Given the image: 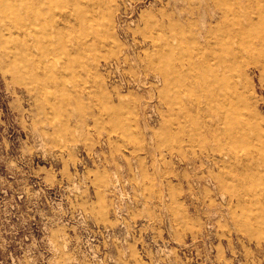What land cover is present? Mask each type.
I'll return each mask as SVG.
<instances>
[{
	"label": "rangeland",
	"instance_id": "obj_1",
	"mask_svg": "<svg viewBox=\"0 0 264 264\" xmlns=\"http://www.w3.org/2000/svg\"><path fill=\"white\" fill-rule=\"evenodd\" d=\"M0 264H264V0H0Z\"/></svg>",
	"mask_w": 264,
	"mask_h": 264
},
{
	"label": "bare ground",
	"instance_id": "obj_2",
	"mask_svg": "<svg viewBox=\"0 0 264 264\" xmlns=\"http://www.w3.org/2000/svg\"><path fill=\"white\" fill-rule=\"evenodd\" d=\"M20 5H21V4H20ZM35 6H36V5H35ZM23 11H24V9H23ZM29 19H30V18H29ZM25 22H26V21H25ZM25 24H26V23H25ZM27 30H28V29H27ZM21 31H22V30H21ZM20 37H21V36H20ZM27 41H28V40H27ZM25 42H26V41H25ZM18 45H19V44H18ZM21 45H22V44H21ZM19 47H20V46H19ZM221 87H224L223 84H222L221 86H219V88H221ZM222 91H223V90H222ZM225 93H226V92H225ZM225 97H226V96H225ZM223 101H224V100H223ZM220 104H221V106H222L223 108L227 105V104L225 105V102L223 103L224 105H223L222 103H220ZM222 107H221V109H222ZM226 107H227V106H226ZM219 109H220V108H219ZM226 110H227V111H228V110L231 111V110H232V107H231V106H228V107L226 108ZM226 110H225V112H226ZM221 111H222V110H221ZM223 111H224V110H223ZM221 117H222V116H221ZM225 127H226V126H225ZM230 127H231V126H230ZM232 127H233V126H232ZM232 127H231V128H232ZM231 128H230V129H231ZM222 129H223V128H222ZM225 129H226V128H225ZM230 131H231V130H230ZM226 132H228V131H226ZM226 132H225V133H226Z\"/></svg>",
	"mask_w": 264,
	"mask_h": 264
}]
</instances>
